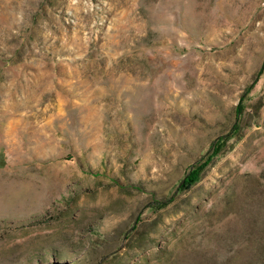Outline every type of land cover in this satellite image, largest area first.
<instances>
[{
  "label": "rangeland",
  "instance_id": "rangeland-1",
  "mask_svg": "<svg viewBox=\"0 0 264 264\" xmlns=\"http://www.w3.org/2000/svg\"><path fill=\"white\" fill-rule=\"evenodd\" d=\"M0 264H264V0H0Z\"/></svg>",
  "mask_w": 264,
  "mask_h": 264
},
{
  "label": "trees",
  "instance_id": "trees-1",
  "mask_svg": "<svg viewBox=\"0 0 264 264\" xmlns=\"http://www.w3.org/2000/svg\"><path fill=\"white\" fill-rule=\"evenodd\" d=\"M241 115V108L239 107L237 109V118ZM237 127V124L234 125V129ZM216 150V148L214 149ZM215 155V151H213L208 157L206 162H201L200 164H198V166L196 168H194V170L188 174L187 176V180H186V184L190 185L192 183H195L198 180L199 174L202 171V169L204 167H206L214 158ZM154 207V206H153Z\"/></svg>",
  "mask_w": 264,
  "mask_h": 264
}]
</instances>
